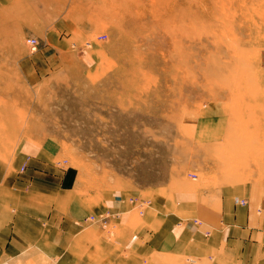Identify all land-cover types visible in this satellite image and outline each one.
Returning a JSON list of instances; mask_svg holds the SVG:
<instances>
[{
    "label": "rangeland",
    "instance_id": "374dc122",
    "mask_svg": "<svg viewBox=\"0 0 264 264\" xmlns=\"http://www.w3.org/2000/svg\"><path fill=\"white\" fill-rule=\"evenodd\" d=\"M3 7L0 0V86L8 76L12 88L0 87V101L10 103L12 145L25 133L54 143L59 168L81 192L193 182L190 173L203 179L219 152L234 174L259 166L264 0H105L104 29L90 42L95 61L79 57L27 87L15 61L39 52L29 38L37 32L6 29ZM213 117L224 121L225 150L206 144ZM232 145L241 149L227 152Z\"/></svg>",
    "mask_w": 264,
    "mask_h": 264
},
{
    "label": "crops",
    "instance_id": "0c3cea01",
    "mask_svg": "<svg viewBox=\"0 0 264 264\" xmlns=\"http://www.w3.org/2000/svg\"><path fill=\"white\" fill-rule=\"evenodd\" d=\"M3 2L6 29L37 32L29 38L39 52L15 61L25 87L67 72L79 57L95 61L98 45L90 42L104 29L105 0ZM7 78L0 87L10 93ZM1 99L0 264H264V150L253 154L258 167L239 174L219 152L217 165L202 168L209 177L192 172L193 182L145 194L81 192L68 168H59L54 143L25 133L12 145L10 103ZM214 119L201 138L220 150L225 124ZM92 215L108 216L107 224Z\"/></svg>",
    "mask_w": 264,
    "mask_h": 264
},
{
    "label": "built area",
    "instance_id": "2783aa9c",
    "mask_svg": "<svg viewBox=\"0 0 264 264\" xmlns=\"http://www.w3.org/2000/svg\"><path fill=\"white\" fill-rule=\"evenodd\" d=\"M30 43L32 45H35L36 44V40L35 39H32L30 40ZM25 169V166L22 168V171H24ZM246 201L245 200H242L241 203H245ZM90 220L92 221H96V222H100L103 226H105V224H107V220H108V216H98V217H94L93 215L90 217Z\"/></svg>",
    "mask_w": 264,
    "mask_h": 264
}]
</instances>
